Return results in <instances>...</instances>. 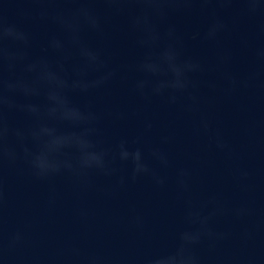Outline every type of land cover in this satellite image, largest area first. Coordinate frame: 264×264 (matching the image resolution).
Listing matches in <instances>:
<instances>
[{"label": "water", "instance_id": "obj_1", "mask_svg": "<svg viewBox=\"0 0 264 264\" xmlns=\"http://www.w3.org/2000/svg\"><path fill=\"white\" fill-rule=\"evenodd\" d=\"M78 6L64 0H0L7 21L30 34L29 58L46 57L55 70L60 53L49 49L48 41L56 36L72 53L65 62L69 73L79 56L66 34L39 12ZM89 6L101 16L102 30H85L81 40L106 65L90 78L104 71L115 75L104 86L69 98L99 116L93 138L100 147L115 150L122 140L130 150L139 147L151 172L133 179L131 163L117 158L111 175L90 170L37 177L22 159L5 163L0 264H143L172 250L177 234L193 227L186 220L190 204L203 215L216 210L209 227L220 236L194 247L201 264H264V12L249 15L240 0H192L158 22L161 31L175 26L181 58L201 66L189 74L194 86L177 93L172 103L169 91L152 95L146 89L142 96L135 90L144 77L134 66L145 51L129 27L136 6L124 5L122 13L103 0ZM217 19L225 27L206 39ZM14 99L47 103L43 95ZM5 116L13 128L25 130L33 123L23 112ZM218 139L225 147H217ZM150 150L163 152L168 165L152 158ZM181 170L187 173L186 189L178 183Z\"/></svg>", "mask_w": 264, "mask_h": 264}, {"label": "clouds", "instance_id": "obj_2", "mask_svg": "<svg viewBox=\"0 0 264 264\" xmlns=\"http://www.w3.org/2000/svg\"><path fill=\"white\" fill-rule=\"evenodd\" d=\"M64 2L79 6L54 13L42 9L39 18L51 19L66 34L76 50L79 62L71 66V73L65 68V62L71 59L72 53L65 49L60 39L52 36L48 41V48L60 53V60L54 70L46 57L29 58L27 50L31 45L30 34L9 23L4 10L0 8V167L22 159L37 177L62 171L86 175L90 170L111 175L116 169L110 165L118 158L121 162L131 163L133 179L138 175L148 174L151 169L139 147L130 150L127 142L123 140L115 150L100 147L99 142L93 138L97 133L95 124L99 116L88 106L81 108L74 105L69 98V93L86 94L104 86L115 73L104 71L95 78H90L91 74L101 73L106 67L100 53L81 40V33L85 30H102L101 16L89 6L94 0ZM103 2L117 13L127 11L124 5L136 6L135 11L129 15V27L137 34V45L145 51L134 66L135 71L144 77L136 81L135 90L142 96L146 94V89L152 95H163L165 91H169V101L175 103L177 93L183 94L194 86L189 74L199 71L201 66L191 59L181 58L175 26L168 25L161 31L158 22L164 21L170 11L177 10L192 0ZM203 2L207 3L208 0ZM217 2L230 3L231 0ZM240 3L249 15L264 12V3L261 0H240ZM224 27L222 21L214 20L208 26L205 38L214 39ZM197 35L199 34H194L192 38L195 39ZM17 69L20 70V75H16ZM40 95L47 102L43 107L31 102L17 103L14 99L16 96L27 99ZM12 110L25 113L33 121L32 126L25 130L11 127L5 112ZM59 125H64L67 130H61ZM13 140L15 144L12 143ZM26 141L32 143L31 148L26 146ZM217 147L223 148L225 145L218 139ZM150 155L160 164L168 165V159L163 152L150 150ZM152 175L157 184L163 183L155 173ZM186 176L187 173L183 170L178 174V183L185 189ZM215 214L216 210H213L203 215L190 204L186 220L193 227L177 234V243L172 250L148 257L143 264H201L194 247L203 239L212 241L220 236L209 227V221Z\"/></svg>", "mask_w": 264, "mask_h": 264}]
</instances>
